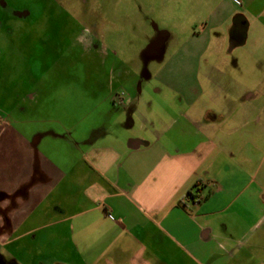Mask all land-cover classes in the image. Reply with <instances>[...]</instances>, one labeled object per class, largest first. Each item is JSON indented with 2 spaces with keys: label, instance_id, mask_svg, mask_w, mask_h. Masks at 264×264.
I'll use <instances>...</instances> for the list:
<instances>
[{
  "label": "crops",
  "instance_id": "crops-1",
  "mask_svg": "<svg viewBox=\"0 0 264 264\" xmlns=\"http://www.w3.org/2000/svg\"><path fill=\"white\" fill-rule=\"evenodd\" d=\"M235 2V10L212 14L210 26L218 29L238 15L242 25L264 31V0ZM24 15L5 29L1 23L0 35L29 32L33 24ZM205 34L207 42L197 47L207 58L203 74L184 81L147 72L172 93L161 100L162 88L155 87L146 107L143 86L137 95L118 97L132 78L123 63L114 67L109 99L122 107L103 124L83 125L81 117L37 126L0 110V242L17 261L264 264V186L258 180L264 106L254 90L234 96L221 86L232 63L227 49L246 47L251 33L236 34L232 45L230 33ZM211 55L219 56L215 66H209ZM232 81L258 84V77ZM210 84L215 87L207 92Z\"/></svg>",
  "mask_w": 264,
  "mask_h": 264
},
{
  "label": "rangeland",
  "instance_id": "rangeland-1",
  "mask_svg": "<svg viewBox=\"0 0 264 264\" xmlns=\"http://www.w3.org/2000/svg\"><path fill=\"white\" fill-rule=\"evenodd\" d=\"M235 1L0 0V24L4 29L18 13L25 14L29 24H33L26 34L0 35V110L10 114V120H27L37 126L70 124L81 117L83 125L103 124L106 114L122 107L109 99L114 67L118 71V65L123 63L132 78L118 97L137 95L138 87L143 86L141 107H146V99L155 87L162 88V95L157 96L161 100L172 93L150 79L147 72L162 71L161 75L184 81L192 79L199 70L200 76L203 74L207 58L199 55L197 47L207 42L205 33L209 30L213 36L230 33L229 45L238 41L236 34L250 31L246 47L232 53L227 49L226 57L232 63L224 68L221 86L222 91L234 96L254 90L259 97L255 101L263 107L264 31L256 25H242L238 15L218 29L210 26V16L235 10ZM46 14L51 18L47 19ZM204 29L201 40H191L193 33ZM191 45L193 51L188 52ZM211 56L209 66H215L219 56ZM236 59L241 68L236 66ZM255 62L257 68L253 70ZM250 75L258 77V84L232 81L236 76ZM214 87L210 84L206 91L211 92ZM31 95L36 99L32 100ZM231 103L226 102L230 104L227 108ZM140 118L136 116L138 125ZM259 160H264V143L259 149ZM263 175L264 164L258 176L264 186ZM0 264L22 263L14 258L8 245L0 242Z\"/></svg>",
  "mask_w": 264,
  "mask_h": 264
},
{
  "label": "trees",
  "instance_id": "trees-1",
  "mask_svg": "<svg viewBox=\"0 0 264 264\" xmlns=\"http://www.w3.org/2000/svg\"><path fill=\"white\" fill-rule=\"evenodd\" d=\"M191 197L194 199L196 195L193 192H190Z\"/></svg>",
  "mask_w": 264,
  "mask_h": 264
},
{
  "label": "built area",
  "instance_id": "built-area-1",
  "mask_svg": "<svg viewBox=\"0 0 264 264\" xmlns=\"http://www.w3.org/2000/svg\"><path fill=\"white\" fill-rule=\"evenodd\" d=\"M199 200V199H198Z\"/></svg>",
  "mask_w": 264,
  "mask_h": 264
}]
</instances>
